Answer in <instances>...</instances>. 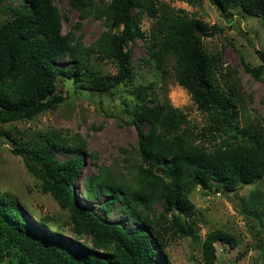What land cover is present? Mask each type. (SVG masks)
<instances>
[{
  "label": "trees",
  "instance_id": "obj_1",
  "mask_svg": "<svg viewBox=\"0 0 264 264\" xmlns=\"http://www.w3.org/2000/svg\"><path fill=\"white\" fill-rule=\"evenodd\" d=\"M192 2V0H184ZM220 12L238 6L264 23V0H208ZM80 19H102L105 29L84 45L74 27L62 31V18L54 0H24L12 6L0 22V125L31 119L64 101L58 78L71 80L75 92L87 91L113 97L120 86L135 77L129 43L145 40L147 60L165 72L167 57L174 58L175 80L189 94L204 124H192L178 107L158 102L154 90L137 86L132 103L123 102L127 122L136 129V160L124 179L99 170L84 180L87 200L104 195L99 205L105 214L119 202L126 217L136 224L128 231L78 202L74 182L82 170L86 141L80 133L50 129L33 142H19L1 131L12 144L27 171L57 205L68 212L72 237L44 214L27 216L15 198L0 193V264H168L163 239L169 230L179 236L194 232L187 218L195 212L190 193L213 186L233 191L240 184L262 182L264 187V128L260 124L240 128L234 85L223 88L216 80L221 64L208 53L199 34L212 35L201 20L183 10L158 15L157 0H67ZM229 13V12H228ZM155 20L148 34L141 18ZM78 26V24H77ZM115 65L111 75H101L90 65L91 55ZM259 63L243 68L264 82V50L255 49ZM69 65H58L59 59ZM69 155L57 159L54 150ZM98 170V169H97ZM128 177V179H126ZM160 203L158 211L153 205ZM258 223L263 226L259 219ZM235 247V236L221 229L206 233L202 241L204 264H215V243ZM259 248L264 263V239Z\"/></svg>",
  "mask_w": 264,
  "mask_h": 264
},
{
  "label": "rangeland",
  "instance_id": "obj_2",
  "mask_svg": "<svg viewBox=\"0 0 264 264\" xmlns=\"http://www.w3.org/2000/svg\"><path fill=\"white\" fill-rule=\"evenodd\" d=\"M23 1L0 0V3L2 6H16ZM54 4L66 17L62 18V31L74 27L75 34L81 36L85 46L105 29L102 19H80L77 10L68 8L67 0H54ZM157 7L159 16L183 10L187 16L206 24L212 35L205 37L201 33L202 44L208 53L221 58L216 80L223 88L232 84L237 89L238 127L260 124L264 128V82L254 79L242 65V60L249 66L259 63L255 49L264 50V23L238 6L231 7L229 13L220 12L208 0H157ZM8 15L5 9L0 10V22ZM140 26L148 34L154 29L155 20L143 16ZM128 46L136 74L130 83L120 86L113 97L87 91L76 93L71 80L58 78V91L67 95L63 102L31 119L0 125V130L9 131L19 142L38 140L43 131L50 129H60L69 135L80 133L86 141L87 151L94 157L84 155L82 170L74 182L78 202L108 221L132 231L136 224L125 216L119 202L105 216L99 205L107 200L106 196L87 200L82 195L86 177L102 170L116 179H124L127 175L129 177L128 172L135 165L136 129L126 121L123 102L132 103L135 87L146 86L154 90L158 102L178 107L187 114L192 124L202 126L205 118L185 89L177 84L173 57L166 58V71L161 73L146 58L145 40L135 39ZM57 64L69 65V62L62 58ZM90 65L101 75L115 72V65L110 60H99L94 54L91 55ZM12 147L6 137L0 136V193L15 198L19 207L32 219L44 214L50 216L62 226L66 237H72L66 223L68 212L40 190L39 180L27 171L22 158L11 152ZM54 155L60 160L69 157L60 149H55ZM189 198L195 212L187 219L194 222V232L183 237L169 230L163 239L164 256L155 246L160 258L168 264H204L202 241L207 232L217 228L233 234L237 245L231 248L216 242L215 264H264L259 248L261 239H264V187L260 180L240 184L235 190L225 192L216 189V186L208 191L195 188ZM153 206L158 211L161 209L158 202ZM2 264L12 263L6 260Z\"/></svg>",
  "mask_w": 264,
  "mask_h": 264
},
{
  "label": "water",
  "instance_id": "obj_3",
  "mask_svg": "<svg viewBox=\"0 0 264 264\" xmlns=\"http://www.w3.org/2000/svg\"><path fill=\"white\" fill-rule=\"evenodd\" d=\"M201 33H203L202 31H200V33L199 34H201Z\"/></svg>",
  "mask_w": 264,
  "mask_h": 264
}]
</instances>
